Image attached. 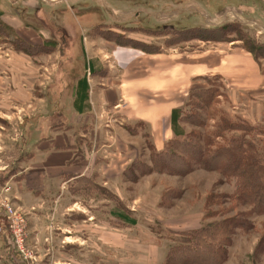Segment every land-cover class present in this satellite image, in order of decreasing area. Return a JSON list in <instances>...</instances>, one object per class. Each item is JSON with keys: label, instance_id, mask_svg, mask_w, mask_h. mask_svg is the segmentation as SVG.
<instances>
[{"label": "rangeland", "instance_id": "1", "mask_svg": "<svg viewBox=\"0 0 264 264\" xmlns=\"http://www.w3.org/2000/svg\"><path fill=\"white\" fill-rule=\"evenodd\" d=\"M24 2L25 7H17L25 13L26 24L40 28L42 44L14 43L15 39L24 40L0 22V68L5 73L0 79V203H9L23 219L25 247L33 256L23 259L18 255L9 221L1 209L0 237L4 240L0 239V245L9 246L12 257L23 264H166L171 249L186 247L184 234L234 219L227 223L229 232L218 237L224 238L220 243L224 254L221 264H264V215L253 214L250 208L232 200L236 189L233 181L195 166L186 172V165L193 162L184 164L178 159L172 167L167 165L168 170L163 164L159 167L164 170H154L152 155L162 153L174 136L162 139L159 128L160 139H154L155 128L136 119L138 116H130L126 103H121L120 112H101L98 117L93 113L75 114L69 94L74 80L62 76L69 66V75L81 71L75 53L71 65L62 64L68 42L77 39L86 43L88 56L93 57L95 73L85 70L88 79L112 73L116 66L112 63L122 60L117 55L127 50L133 61L152 55L192 59L207 51L229 53L234 49L253 59L245 48L263 67L264 0ZM39 4L40 25L31 9ZM138 68L141 71L142 67ZM8 72H13L10 78ZM195 79L184 86L183 93L189 89L186 101L190 92L209 88L205 80L222 85L219 91L223 96L217 107L253 128L247 140L264 160V86L242 90L218 76ZM181 95L176 94V98L180 100ZM183 127L189 133L190 126ZM96 130L102 132L98 137ZM26 139H76L79 148L81 139H103L99 154L105 172L110 163H116L121 166L118 173H122L119 177L105 173L100 180L95 176L81 178L87 182L56 192L52 210L46 208L42 213L44 223L37 228L30 226L33 209L29 212L16 201L12 184L24 176L21 173L29 165L32 148L25 147ZM215 196L223 197L215 198L216 202L212 199L220 202L217 205L209 202ZM118 210L129 213L135 224L115 219L113 213ZM84 218L88 222L82 223ZM33 229L40 236H34Z\"/></svg>", "mask_w": 264, "mask_h": 264}, {"label": "crops", "instance_id": "2", "mask_svg": "<svg viewBox=\"0 0 264 264\" xmlns=\"http://www.w3.org/2000/svg\"><path fill=\"white\" fill-rule=\"evenodd\" d=\"M18 4L24 7L27 5L24 0H11V2L0 0V22L11 31L13 30L24 42L41 45L40 36L42 35L40 34L43 33L40 28L37 29L31 24H26L25 13L21 14V9L17 7L19 6ZM39 7L40 4L30 8L36 13L34 15L37 21L36 24L40 25L43 19L41 18L42 10ZM26 14L31 16L29 13ZM237 50H231L229 53L207 51L202 56L200 55L199 58L193 57L192 59H183V57H181L182 59L173 57L169 59L162 55L161 57L160 55H152L147 56V59L139 58L137 59L138 61H133L132 53L127 50L117 55L121 56L122 60L118 58L117 62L114 61L112 63V65L115 63L116 66L114 65V68L111 69V75L100 76L96 74L95 77L88 79L85 75V70L88 72L92 70L93 74L95 69L93 57L88 56L86 43L77 39L73 42H68L64 56L62 55L64 57L62 64L67 67L68 64L72 63V55L75 53L77 54L75 63L80 64L78 68L81 71L75 73V75H69V66L68 70L62 73V76L65 79L74 80L69 94L72 100V110L75 114L90 113L91 115L93 113L98 117L101 112H120L118 110L122 107L121 103H126L129 108L127 113H132L130 116H138L136 119L145 122L150 128H155L154 139H160L161 132L158 130L159 128L162 129L161 138L167 139L173 135L170 127L171 113L173 110L181 109L184 105L189 90L183 93L184 86L187 82H191L192 79L195 81V77L208 78L218 76L222 79L224 78L228 83L233 81L242 90H255L264 86V66L259 67L252 57ZM2 62L0 61L1 65L3 64ZM55 63L57 64L56 61ZM138 67H142L141 71H139ZM133 68H136V71ZM7 74L8 78H10L13 72H8ZM4 75L5 73L1 69L0 79ZM56 76L54 75V77ZM82 78H85L88 86L86 105H89L91 109L89 112L78 114L74 109L73 103L76 99L75 85ZM16 79L23 78L16 77ZM104 81H106V85L102 83ZM176 94H183L180 100L176 98ZM97 131L96 136L98 137L102 132ZM86 132H89V130L87 129ZM83 133L85 134V132ZM86 136L91 137L88 134ZM102 140L81 139L82 146L80 148L76 146V139L25 140V147L32 148L29 165L24 167L21 173L24 176L12 184L16 201L29 208L28 211L33 209L32 212L29 211L31 217L29 218L30 226H36L37 228L39 223H44L42 218L44 215L42 213L47 210L46 208L52 210L55 201L52 199L55 197V193L64 189L67 191L71 190L70 186L76 183L77 180L93 176L96 177V180H100L99 178L103 177L105 173L107 175L116 174L118 177L121 175L122 171L118 173V170H121V166L117 167L116 163H110L111 166L108 170L110 173L105 172L106 166L100 159L99 154V148H101L99 144ZM84 144L87 145V148L84 147ZM159 146L156 144V148ZM71 205H76V203L72 202ZM65 208L70 210L66 206ZM86 222H88V219L84 218L82 223ZM31 232L34 236L36 234L40 236L37 233V229H33ZM0 239L4 240L1 237ZM12 256L9 246L7 247L5 243H1L0 264H23L19 259L15 260Z\"/></svg>", "mask_w": 264, "mask_h": 264}, {"label": "trees", "instance_id": "3", "mask_svg": "<svg viewBox=\"0 0 264 264\" xmlns=\"http://www.w3.org/2000/svg\"><path fill=\"white\" fill-rule=\"evenodd\" d=\"M14 43L26 46L25 42L18 39ZM244 50L257 62L258 57L251 50ZM20 51L23 52L21 49ZM205 81L209 88L190 92L183 108L172 111L170 127L174 138L166 144L162 153L152 155L154 170H164L159 167L161 164L164 168L168 164L172 167L176 159L184 164L193 162L194 165H186L184 171L195 166L206 172L218 173L229 182L233 181L236 189L231 196L232 200L236 199L250 208L253 214L264 215V160L257 154L252 141L247 140L253 128L241 120H233L228 113L218 108L219 98L223 96L219 91L222 85L211 83V80ZM75 93L74 109L78 114L88 112L90 107L86 105L88 86L85 78L77 81ZM184 125L190 126L189 133L185 131ZM232 133L239 135L232 136ZM84 181L79 179L76 185H82ZM215 198L217 200L223 197H210L209 202L213 204L216 202ZM113 217L126 225L136 222L124 210L115 211ZM224 221L225 224H214L197 232L184 234L186 236L182 242H186V247L183 245L171 249L166 264H221L224 254L221 253L220 243L224 238L218 237L221 233L229 232L227 223L234 219Z\"/></svg>", "mask_w": 264, "mask_h": 264}, {"label": "built area", "instance_id": "4", "mask_svg": "<svg viewBox=\"0 0 264 264\" xmlns=\"http://www.w3.org/2000/svg\"><path fill=\"white\" fill-rule=\"evenodd\" d=\"M89 73V72H88ZM0 209L5 214L7 221H9V227L11 232V239L14 248L17 249L18 255L23 259L32 258V252L28 251L25 247V225L21 216L13 210L12 206L3 201L0 203ZM0 222V232L3 230V225Z\"/></svg>", "mask_w": 264, "mask_h": 264}]
</instances>
